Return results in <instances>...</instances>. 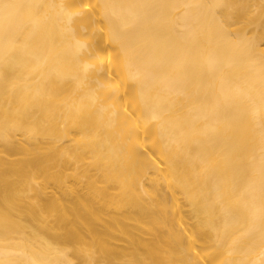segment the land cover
Returning a JSON list of instances; mask_svg holds the SVG:
<instances>
[{
  "label": "bare ground",
  "instance_id": "6f19581e",
  "mask_svg": "<svg viewBox=\"0 0 264 264\" xmlns=\"http://www.w3.org/2000/svg\"><path fill=\"white\" fill-rule=\"evenodd\" d=\"M0 264H264V0H0Z\"/></svg>",
  "mask_w": 264,
  "mask_h": 264
}]
</instances>
